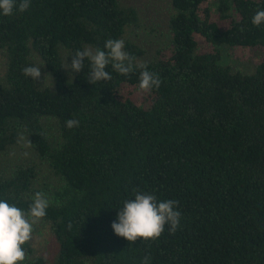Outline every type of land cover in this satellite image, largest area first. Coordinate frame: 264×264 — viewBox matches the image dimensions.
Masks as SVG:
<instances>
[{"label":"trees","instance_id":"1","mask_svg":"<svg viewBox=\"0 0 264 264\" xmlns=\"http://www.w3.org/2000/svg\"><path fill=\"white\" fill-rule=\"evenodd\" d=\"M166 1L170 41L147 61L131 40L138 12L119 0H30L0 15V199L27 211L51 192L42 220L57 243L52 261L26 244L24 264H264V58L248 73L221 63L223 47L264 49V24H252L264 0ZM108 39L158 74L159 89H139L138 67L122 76L110 64L96 85L87 61L61 67ZM33 65L40 80L23 75ZM134 188L178 201L174 234L114 233Z\"/></svg>","mask_w":264,"mask_h":264},{"label":"clouds","instance_id":"2","mask_svg":"<svg viewBox=\"0 0 264 264\" xmlns=\"http://www.w3.org/2000/svg\"><path fill=\"white\" fill-rule=\"evenodd\" d=\"M29 7L30 0H0V15L11 16L14 10L23 13ZM252 24L257 27L264 24V10L256 12ZM124 47L122 39H108L103 50L91 47L77 50L71 55V64L65 62L61 67L70 74L79 73L85 68L87 61L89 69L87 82L93 85L112 79L110 73L106 71L110 64L112 69L122 76L131 74L138 67L142 69L139 75V89L146 93L159 89L161 86L159 75L146 70V65L134 64L136 58L124 51ZM41 67L42 65L27 66L22 70L23 75L34 81L40 80ZM78 126L77 120L66 121V127L69 129ZM132 191L134 199L124 201L116 222L111 225L114 233L129 242L138 239L155 240L164 232L165 225H168L170 234H174L181 217V213L177 210L178 201H158L154 194L143 192L138 188ZM50 203L46 194L40 191L32 197V203L27 211L0 199V264H18V262L24 264L27 259L24 246L32 241L33 226L47 215ZM149 259L145 257L143 264H148Z\"/></svg>","mask_w":264,"mask_h":264},{"label":"rangeland","instance_id":"3","mask_svg":"<svg viewBox=\"0 0 264 264\" xmlns=\"http://www.w3.org/2000/svg\"><path fill=\"white\" fill-rule=\"evenodd\" d=\"M124 6H133L139 17V26L135 30L136 34L132 36L131 40L142 46L145 50L144 59L148 60V57H152L155 51L165 49L169 43V19L172 15V9L166 0H119ZM213 20L218 19V13L216 9H213ZM218 23L225 25L218 20ZM169 36V37H168ZM204 45V42H200ZM209 50L208 46L202 48V51ZM222 61L223 65L230 66L241 70L242 73H248L252 67L257 64L262 58H264V49H251V48H222ZM142 59V60H144ZM4 74V60L0 56V77ZM140 92V91H139ZM141 93V92H140ZM142 94V93H141ZM141 96V95H140ZM142 100V98H139ZM142 102V101H141ZM18 159L29 162V158H24L23 153L17 154ZM13 154L14 156H17ZM29 159V160H28ZM38 161V160H37ZM35 161L36 163H38ZM40 184H44L43 180H40ZM40 192H43L40 190ZM48 198H51V192H43ZM33 231V239L29 243L36 249V253L44 256L48 260H53L57 254V243L50 231L48 224L42 219L36 223Z\"/></svg>","mask_w":264,"mask_h":264}]
</instances>
